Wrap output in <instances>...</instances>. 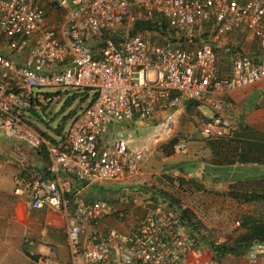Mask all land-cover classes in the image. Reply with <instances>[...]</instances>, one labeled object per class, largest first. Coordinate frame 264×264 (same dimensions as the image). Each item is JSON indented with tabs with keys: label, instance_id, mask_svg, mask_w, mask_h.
Segmentation results:
<instances>
[{
	"label": "built area",
	"instance_id": "2783aa9c",
	"mask_svg": "<svg viewBox=\"0 0 264 264\" xmlns=\"http://www.w3.org/2000/svg\"><path fill=\"white\" fill-rule=\"evenodd\" d=\"M156 16L183 38L182 46L132 32L134 22ZM207 23L212 41L196 44ZM236 31L249 32L264 51V0H56L52 12L41 0H0L2 143L46 162L40 167L18 151L0 152V173L4 166L15 170L13 198L64 217L70 264H264L261 252L216 256L168 204L128 195L108 201L95 192L89 200L85 193L138 177L155 147L174 135L173 111L188 102L210 107V116L186 113L202 138L235 132L225 117L231 104L222 97L264 81V61L231 46H224L233 55L227 72L219 65L214 45ZM69 87L89 90L93 102L73 116L63 136L57 128L40 130L32 118L52 103L55 94L47 89ZM161 113L163 127L154 126L148 142L130 148L120 129ZM108 219L128 228L110 227Z\"/></svg>",
	"mask_w": 264,
	"mask_h": 264
},
{
	"label": "crops",
	"instance_id": "0c3cea01",
	"mask_svg": "<svg viewBox=\"0 0 264 264\" xmlns=\"http://www.w3.org/2000/svg\"><path fill=\"white\" fill-rule=\"evenodd\" d=\"M215 45L219 48L222 57L230 63L233 55L224 52L225 45L237 49L236 51L241 49L256 62L264 61V51L260 49L257 40L247 31H236L227 35L221 42H216ZM229 66L224 65L227 68L223 71L224 73L227 72ZM222 99L231 104V111L225 117L236 125L237 128L234 133L238 135L235 136H238V139L250 142L264 143V104L261 103L262 100L264 102V81L251 87L236 90L222 97ZM209 108L206 105L197 107L186 105L184 108L173 111L175 133L176 130H180L178 126L183 125L186 132H190L194 136L197 134V137H199L200 135L195 133L190 126H186V113L188 111H199L204 116H210L211 111ZM165 116L166 113H161L147 121V124L150 125L149 129H152V134L153 130H157L154 126L159 127L161 125L163 127ZM141 125L142 123L133 122L125 130H121L122 137L127 140L132 149H138L140 145L148 142L151 138L149 136L145 142L140 140L141 136L137 134L134 128ZM240 126L243 127L244 131ZM161 130L159 131L163 133ZM166 139L163 138L164 142ZM134 141H137L136 145H133ZM17 151L32 158L36 165L46 166V162L41 157L16 143L4 142L0 144L1 156L8 152ZM257 156L260 157L257 158ZM251 157L254 160L236 161L233 166H201V179H198L194 173L193 176L192 172L187 175H190L191 179L205 188L213 187L215 191L220 192L219 203H222L223 208H225V204H231L234 207L233 216L235 219L239 220L241 215L246 214L264 220V152H254ZM163 159H169V157H163ZM14 174L15 171L12 173L11 182ZM230 192L236 195L235 199L230 197ZM117 196H119V193L112 197ZM245 198L249 201L244 202L243 199ZM227 212V210H222L223 214ZM129 223H131V219L127 222V224ZM105 224L123 230L124 223L121 224L113 219H108ZM44 228L54 230L55 235H48L44 232ZM65 229L66 221L62 215L50 213L47 209L34 210L28 202L13 198L11 193L0 195V264H39V260L44 258L50 259L54 264H61V260L58 258V246H56L54 240H62L67 249ZM46 237H48L47 243L42 245ZM10 240L14 241V244H10L8 242ZM27 240L32 248H26ZM257 249L258 252L264 253V245H259Z\"/></svg>",
	"mask_w": 264,
	"mask_h": 264
},
{
	"label": "rangeland",
	"instance_id": "374dc122",
	"mask_svg": "<svg viewBox=\"0 0 264 264\" xmlns=\"http://www.w3.org/2000/svg\"><path fill=\"white\" fill-rule=\"evenodd\" d=\"M41 1L44 3V6L49 12H52V9L56 7V0ZM59 20V17L53 15L54 22H59ZM224 65H230V62L226 60V63H222L221 66L223 71L227 69ZM47 90L48 92L55 94L54 99L45 109L38 111L39 117L36 116L32 118V120L35 126L42 131L54 133V130L61 126L63 131L66 132L71 124V119L73 118L74 113L77 114L79 110L84 108L85 105L88 104L89 100L81 104L80 98H76L74 102L66 104L72 96L76 93H80V90L71 87L52 88ZM261 103L262 105L264 104L263 100ZM139 123H142V125L134 128V130L139 136H141L140 140L145 142L146 139L152 135V129H149L150 125L147 124L148 122ZM185 124L187 127L190 126L195 133H198L188 117L185 118ZM178 127H180V130H176V133L170 139L175 137L180 138V143L184 144V150L175 152L171 157H169V159H163L164 156L160 153L159 149L170 139H166L165 142L163 140L162 145L159 144L155 147L152 157L142 165V169L138 177L123 182L111 181L109 183H104L101 191L98 188H89L86 189L85 193L91 194L92 192H95V196L98 194L100 199L110 201L111 197L119 190L120 192L119 196H117L118 198L123 195L132 196L141 194L145 196L141 198L148 199L150 194H143V192L139 190H141V188L150 189L155 187L162 193L169 194L170 196L178 199L183 208L190 209L192 211L196 220L199 222L198 234L201 237H204V242H202L203 246H206L207 241L212 242L216 239L221 242L228 243L232 241V238L240 230V225H236V222L239 220L235 219L233 216L234 207L231 204H225V208H223L221 206L222 203H219L220 192L215 191L213 187H208L207 189L198 182H186L187 180L185 178L188 173L192 172V174L194 173L198 179H201L202 172L200 167L213 166L210 159L212 157L211 151L205 145L206 140L204 138L201 136L197 137V134L194 136V134L192 135L190 132H186L183 125ZM3 141L6 140L3 132L0 131V144ZM136 142L137 141H134L133 145H136ZM181 169H183V172H181ZM14 171L15 170L9 166H4L2 168L0 173V195L4 193L12 194L13 185L11 182V176ZM180 179L185 181L184 185L179 186L178 182ZM79 188L80 184L76 182V189ZM117 197L115 198L117 199ZM222 210H227L228 212L223 214ZM134 212L137 213V211ZM133 220L134 219L131 218V222ZM127 226L128 225L124 223L122 227L123 230L127 229ZM44 232L48 233V235H55L54 230H49L47 228H44ZM44 240L45 241H43L42 245L47 243L48 237ZM54 241L56 242V246H58V258L61 260V264H70L69 252L65 248L63 241L59 239ZM8 242L10 244H14V241L10 240ZM26 243L27 249L32 248V246L28 244V240Z\"/></svg>",
	"mask_w": 264,
	"mask_h": 264
},
{
	"label": "trees",
	"instance_id": "16d2710c",
	"mask_svg": "<svg viewBox=\"0 0 264 264\" xmlns=\"http://www.w3.org/2000/svg\"><path fill=\"white\" fill-rule=\"evenodd\" d=\"M212 25L211 23H207L205 25V31L204 34L201 36L200 39L195 40V43L198 44L199 42H210L212 41V35L209 34V31H211ZM135 31H144L148 33L149 35H152L153 37L156 34H159L162 38V42L164 44H169L174 47L182 46L183 38H181L175 29H172L168 26L167 22L163 20L161 17L156 16L152 20L148 21H141L138 20L134 22L132 26V32ZM232 48V47H231ZM219 48L214 45V51L217 54V59L219 62V65L221 66L222 63L226 62V58H223L221 53L218 50ZM234 51H236L234 48H232ZM237 52H241V54H247L241 49H239ZM224 55V54H223ZM231 55V54H228ZM249 55V54H247ZM82 91V92H81ZM76 98H80V103L83 104L87 100H89L88 104L85 106L90 105L95 96H90L89 90H81L80 93H76L74 96H72L66 104H70L74 102ZM188 107H197L198 104L195 102H188L186 103ZM81 109V108H80ZM32 114H35L34 111H31ZM76 113H74L75 115ZM243 130V127L240 126ZM127 128V127H126ZM123 129V128H122ZM120 129V131L122 130ZM125 130V129H124ZM244 131V130H243ZM122 132V131H121ZM57 133L61 134L63 136V128L61 126L58 127ZM238 135L236 133H232L229 136L217 138V139H205V145L210 149L212 154L211 163L213 166H233L236 161H252L254 158L251 156L254 154V152H264V143H255L250 142L247 140L238 139ZM180 143V138L175 137L173 139H170L167 143L163 144L159 151L164 157H170L175 153L174 147ZM260 156H257V158ZM263 157V156H261ZM247 159V160H246ZM181 172H183V169H181ZM187 180V179H186ZM172 181V180H171ZM186 182L196 183L193 179H188ZM179 186L184 185L185 181L183 179L179 180ZM143 194H150V197L148 199L152 200L155 203H163L168 204L169 207L178 212L181 220L188 223L192 229H194L198 234L199 229V222L196 220V217L192 213L190 209H186L182 207L181 202L170 196L169 194H164L161 191H159L157 188L153 187L150 189L147 188H141ZM149 191V192H148ZM120 191H116V193H119ZM136 192V191H135ZM231 198L236 197L232 192L229 193ZM139 195V194H138ZM128 195L131 199L136 197H145L143 195ZM89 200L93 198L92 193L91 196L87 197ZM147 198V197H146ZM159 199V200H157ZM118 200L116 198L111 197L110 201H116ZM244 202H248L249 200L247 198L243 199ZM239 225L240 230L236 233V235L232 238V241L228 243H224L218 247H214L212 245L211 241L206 242V246L213 249V253L216 256H224L227 254L231 255H243L249 251L258 252L257 247L259 245H264V220H260L256 217H253L252 215H246L243 214L239 218ZM201 240H204V237H201L199 234ZM35 258V257H31Z\"/></svg>",
	"mask_w": 264,
	"mask_h": 264
}]
</instances>
